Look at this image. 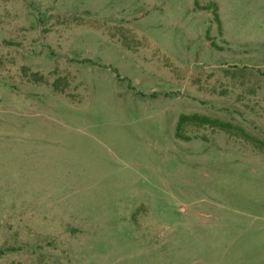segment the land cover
I'll list each match as a JSON object with an SVG mask.
<instances>
[{
    "label": "rangeland",
    "instance_id": "rangeland-1",
    "mask_svg": "<svg viewBox=\"0 0 264 264\" xmlns=\"http://www.w3.org/2000/svg\"><path fill=\"white\" fill-rule=\"evenodd\" d=\"M0 264H264V0H0Z\"/></svg>",
    "mask_w": 264,
    "mask_h": 264
}]
</instances>
